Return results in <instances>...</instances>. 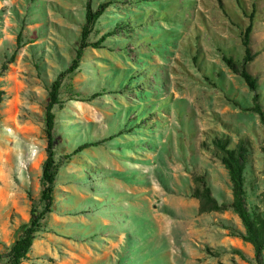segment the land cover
<instances>
[{"label":"rangeland","instance_id":"obj_1","mask_svg":"<svg viewBox=\"0 0 264 264\" xmlns=\"http://www.w3.org/2000/svg\"><path fill=\"white\" fill-rule=\"evenodd\" d=\"M103 1L0 0V264L33 203L50 211L26 264H253L239 216L200 213L191 193L203 173L220 201L232 199L212 142L230 135L248 148V205L264 212V122L223 59L243 57L242 9L256 4L250 69L264 107V0H110L91 24ZM52 157L51 200L41 196Z\"/></svg>","mask_w":264,"mask_h":264},{"label":"trees","instance_id":"obj_2","mask_svg":"<svg viewBox=\"0 0 264 264\" xmlns=\"http://www.w3.org/2000/svg\"><path fill=\"white\" fill-rule=\"evenodd\" d=\"M111 5L112 1L110 0L101 2L94 11H90L89 22L93 24ZM256 8V4H253L250 13L245 8L242 9L249 18V23L242 27L241 30V40L244 47L243 57L240 61H237L234 56L223 54V59L228 67H230L234 73L238 74L253 92L252 106L247 107V109L258 113L261 120L264 122V107L260 101V94L258 92L259 78L250 69L251 62L257 56V52L254 51L252 47V34L255 26ZM126 26V24L119 23L112 32L106 33L98 41L88 44L94 47H101L102 42L105 41L109 35L114 34L115 30L118 28H124ZM84 35H87V33L84 32ZM194 59L197 60V55L194 56ZM2 70L3 69H0V76L3 73ZM98 94L100 95V93ZM3 95L4 90L2 89L0 81V121L1 105L4 99ZM58 95L59 82L56 81L50 87V97L47 103L46 114V125L49 132V144L51 147L59 144V135L53 133L55 130V123L53 113L51 112V109L55 104H60L62 106V102L59 101ZM111 138L114 137L111 136ZM101 142H104V140L86 141L80 144L72 153L67 155V157L70 158L74 154H77L90 146L99 145ZM212 142L215 147V155L221 160L222 164L228 171L231 182L232 199L230 201H220L215 196L207 176L203 173H195L194 180L197 185L194 187L191 194L193 197L199 199L198 211L200 213H206L232 209L239 216L244 227V232L241 233L240 236L245 242H248L253 246V264H264V212L250 208L247 202L246 169L248 162V148L243 139L239 140V142H234L230 135L225 134L216 135ZM53 154L54 152L52 151V155ZM59 167L60 163L53 159V157L47 159L45 162L43 183L44 186L47 187L42 191V198L47 196L52 200L51 194L56 182ZM49 211L50 210L38 211V204H32L30 219L27 223H24L21 226L18 233V239L14 242L11 249L6 252V260L4 261V264H23V262L29 258V253L37 234L42 230V221L45 219V216ZM0 257L3 258L2 255H0Z\"/></svg>","mask_w":264,"mask_h":264},{"label":"crops","instance_id":"obj_3","mask_svg":"<svg viewBox=\"0 0 264 264\" xmlns=\"http://www.w3.org/2000/svg\"><path fill=\"white\" fill-rule=\"evenodd\" d=\"M34 243H35V241H34ZM34 243H33V246H34ZM33 246H32V249H31V251H30V253H29V258H28L27 260H25V261L23 262V264H26V263H27V261L30 259L31 253L34 252Z\"/></svg>","mask_w":264,"mask_h":264}]
</instances>
